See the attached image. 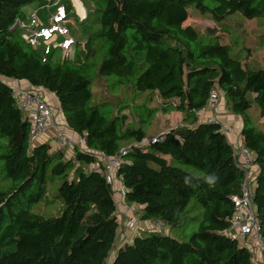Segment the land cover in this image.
Masks as SVG:
<instances>
[{
    "label": "trees",
    "instance_id": "1",
    "mask_svg": "<svg viewBox=\"0 0 264 264\" xmlns=\"http://www.w3.org/2000/svg\"><path fill=\"white\" fill-rule=\"evenodd\" d=\"M35 1L0 0V264H254L227 235L244 173L221 120L199 123L195 113L217 90L240 120L239 142L255 155L253 206L264 238V67L248 68L213 30L185 23L191 8L217 25L234 16L264 21V0H96L72 54L46 62L15 26L28 24L24 9ZM5 80L55 95L57 119L87 135L86 150L67 157L49 143L32 145ZM153 98L182 118L149 138ZM131 112L145 114L137 126ZM153 138L162 141L136 145ZM123 150L124 204L155 226L118 247L114 192L89 151Z\"/></svg>",
    "mask_w": 264,
    "mask_h": 264
},
{
    "label": "built area",
    "instance_id": "2",
    "mask_svg": "<svg viewBox=\"0 0 264 264\" xmlns=\"http://www.w3.org/2000/svg\"><path fill=\"white\" fill-rule=\"evenodd\" d=\"M44 1L46 6L42 9L48 12L45 20H42L37 12H33L30 17L28 16V24L23 25L17 20L15 26L20 25L23 28V40L33 49L42 52L44 62L50 58H68L77 43L74 24L75 22L86 20L88 16L89 10L87 9L86 2L84 0ZM5 81L12 90V96L15 99L18 109L23 112L30 123L29 138L32 145H36L37 141L44 139L48 131H52V140H54L55 144L54 150L67 151L70 149L73 152L76 146L82 150H86L85 143L87 135L83 137L78 136V140L76 141L69 136L66 125L57 119L55 111L49 104L43 88L31 85L24 87L21 81L18 80ZM223 97L219 91L213 90L205 108L195 113L196 120L199 123L205 124H211L213 122L219 123L220 121L216 116L220 112H224L226 107V104H222ZM221 132L227 137L229 143L235 150V163L244 173L241 194L234 198L235 213L232 217L230 227L232 233L227 232V235L232 236V238L238 240L242 245L251 248L253 258L255 255L254 246H256L260 256L259 262L264 264L262 227L256 220L253 206L257 173L254 165L255 155L241 145L239 142L240 134L234 125L222 122ZM232 135H237L238 139H232ZM159 141H162V139L153 138L136 145L139 148H145ZM89 152L100 159L102 172L107 183L111 185L114 195L119 194L124 201L126 192L123 187L122 178L118 172L123 163L122 158L127 153L126 150H123L120 155L115 157H110L103 151ZM122 203L116 200L119 222L125 218V214L122 213L124 212L122 210ZM160 229H162L161 226H159ZM105 264H113L112 259H108Z\"/></svg>",
    "mask_w": 264,
    "mask_h": 264
},
{
    "label": "rangeland",
    "instance_id": "3",
    "mask_svg": "<svg viewBox=\"0 0 264 264\" xmlns=\"http://www.w3.org/2000/svg\"><path fill=\"white\" fill-rule=\"evenodd\" d=\"M43 2V0H36L35 2ZM87 5V9L90 11L96 2V0H84ZM34 2V3H35ZM33 3V4H34ZM33 4L30 6L25 7L24 12L30 15L33 13ZM185 26H192L199 30L202 34H206L208 29L213 30L217 35L214 36H219L221 41H224L225 43H228L232 46V51L234 54H236L242 62L246 63V66L248 68L252 67H264V21L262 19H257V20H246L242 18L241 16H234L227 20L224 24L222 25H217L209 16L207 15H201L198 11L195 9L191 8L190 9V17L189 20L185 23ZM82 26L80 22H75L74 24V33L78 36V34L81 33ZM208 38L210 36L207 35ZM94 67V65H93ZM94 69L92 70V77H95L94 75ZM99 86L96 84V89ZM114 88L112 89L113 93ZM46 94H50V92L45 91ZM101 98V97H99ZM154 100L152 103L149 105V108L156 114L149 126L144 128L146 133L148 134L147 136L151 138L152 136H158L161 134L165 128L171 126H176L181 122V115L174 113V111L166 112L164 111V107L161 105V101L158 98H153ZM126 104V102H125ZM123 103L120 107L123 108L125 106ZM222 104H226V100L223 97L222 99ZM51 107L54 109V106L50 104ZM132 109V108H131ZM124 109H121L123 111ZM221 113V112H220ZM223 114H226L227 118L229 115L228 111H225V113L222 111ZM141 115V117L139 116ZM145 114H136L132 113L129 114V122L131 123L132 126H137L138 120H141ZM231 118V117H230ZM61 120V118H59ZM167 121V123H166ZM262 123V121H261ZM50 139L52 138L53 134L52 131H48L46 134ZM241 142V139H240ZM37 145V144H36ZM0 148H1V143H0ZM67 150V149H66ZM72 152V150L68 149L65 151V154L67 157H70L68 152ZM7 186L6 181L1 177L0 175V189H5ZM125 214V218L123 222L126 220V215H130L131 217H134L133 211L129 212H122ZM122 219V218H121ZM135 219V217H134ZM135 221L140 222L135 219ZM122 222V221H121ZM147 224V225H146ZM146 229L144 231H139V233L146 232L148 230L154 229L153 226H155V223H146ZM122 230V227H121ZM154 231V230H152ZM124 233L123 231L121 234ZM163 235H168V229H164L161 232ZM254 246V244H253ZM255 247V252L258 253L256 246ZM249 250L252 252L253 251L251 248ZM255 264H261L260 262H255Z\"/></svg>",
    "mask_w": 264,
    "mask_h": 264
},
{
    "label": "crops",
    "instance_id": "4",
    "mask_svg": "<svg viewBox=\"0 0 264 264\" xmlns=\"http://www.w3.org/2000/svg\"><path fill=\"white\" fill-rule=\"evenodd\" d=\"M44 6H46V3H45V1L43 0V2L41 3V1L39 2H35L34 4H33V9H32V11L33 12H37V14H38V16L42 19V20H45V18H46V16H47V14H48V12L46 11V10H44V9H42ZM25 13V16L26 17H28V14H26V12H24ZM21 84L24 86V87H27V86H29V84L27 83V82H24V81H21ZM51 94V93H50ZM47 95V100H48V102H49V104H52L53 106H54V111H55V114L57 115V117L58 116H61V114H60V108H59V104H58V101H57V99H56V97H55V95H53V94H51V95H49V94H46ZM224 113H225V111H224ZM59 114V115H58ZM231 117V118H230ZM228 116V118H227V116H226V114H223L222 112L221 113H219L217 116H216V118L218 119V120H221V122H223V123H228V124H233V125H235V127L237 128V130H238V132H240L239 130V128H240V120H238V119H236L235 117H232V116ZM59 120V119H58ZM61 120H63V124L65 125V123H64V119L62 118ZM60 121V120H59ZM61 122V121H60ZM67 130H68V134H69V136L74 140V141H76V140H78V135L77 134H75L73 131H71V130H69L68 128H67ZM232 139H237V135H232ZM242 140V139H241ZM37 143V145L38 144H40V143H49L50 145H51V147L52 148H54L55 147V144H54V140H52V138L50 139V137H48L47 135L44 137V139H42V140H39V141H37L36 142ZM69 153V155H71L73 152H68ZM114 199H115V201L116 200H119L121 203H122V210L124 211V212H129L130 213V211H133V210H131V208H128L125 204H124V201H123V199L120 197V195L119 194H115L114 195ZM132 214V213H131ZM130 214V215H131ZM129 214L128 215H126V220H125V222H120L121 223V227H122V230H121V228H120V235H119V240H118V247L119 246H123V245H125L126 243H130L131 241H132V239L137 235V234H139V231H144V229H146V223H144V222H137V221H135V219H134V217H131ZM146 224V225H145ZM124 232V233H122L121 234V232ZM254 264H255V262H259L260 261V256H259V254L257 253V252H254ZM258 254V255H257Z\"/></svg>",
    "mask_w": 264,
    "mask_h": 264
},
{
    "label": "clouds",
    "instance_id": "5",
    "mask_svg": "<svg viewBox=\"0 0 264 264\" xmlns=\"http://www.w3.org/2000/svg\"><path fill=\"white\" fill-rule=\"evenodd\" d=\"M215 181V177L214 176H209L208 177V182L211 184Z\"/></svg>",
    "mask_w": 264,
    "mask_h": 264
}]
</instances>
